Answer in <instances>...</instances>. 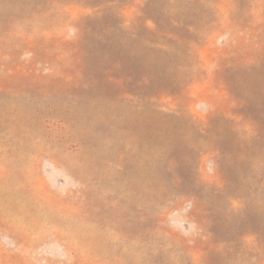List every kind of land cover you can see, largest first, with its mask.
Instances as JSON below:
<instances>
[{
	"label": "rangeland",
	"instance_id": "1",
	"mask_svg": "<svg viewBox=\"0 0 264 264\" xmlns=\"http://www.w3.org/2000/svg\"><path fill=\"white\" fill-rule=\"evenodd\" d=\"M0 264H264V0H0Z\"/></svg>",
	"mask_w": 264,
	"mask_h": 264
}]
</instances>
